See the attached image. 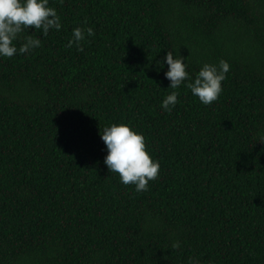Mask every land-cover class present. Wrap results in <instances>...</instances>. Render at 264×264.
<instances>
[{
    "label": "trees",
    "instance_id": "obj_1",
    "mask_svg": "<svg viewBox=\"0 0 264 264\" xmlns=\"http://www.w3.org/2000/svg\"><path fill=\"white\" fill-rule=\"evenodd\" d=\"M0 264H264V0H0Z\"/></svg>",
    "mask_w": 264,
    "mask_h": 264
}]
</instances>
